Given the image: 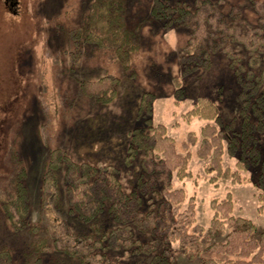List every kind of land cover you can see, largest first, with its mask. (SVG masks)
<instances>
[{"label":"trees","instance_id":"16d2710c","mask_svg":"<svg viewBox=\"0 0 264 264\" xmlns=\"http://www.w3.org/2000/svg\"><path fill=\"white\" fill-rule=\"evenodd\" d=\"M123 2L93 0L85 17L74 10L81 20L69 24L66 31L73 45L70 55L74 61L79 59L84 44L100 47L110 43L117 45L112 58L124 69L130 67L137 47L131 44V28L121 17ZM249 2L256 22L246 30L239 24L242 11L236 5L227 12L217 8L212 0H193L191 5L152 0L150 6V12L166 29L175 23L188 30L180 56L184 74L200 66L209 67L215 52L221 51L229 59L240 86L239 95L245 98L240 120L226 121L214 102L199 97L185 116L198 117L206 123L199 135L188 132L181 140V153L166 126L152 123L155 96L145 91L132 108L133 116L141 117L143 124L130 129L127 139L110 136L93 140L92 134L87 142L76 145L75 152L80 157L77 162L60 147L48 150L39 187L40 209L62 208L59 172L63 169L67 212L88 225L89 230L74 231L61 220L47 237L31 244L21 261L14 259L9 248H0V264H44L42 255L51 251L49 242L78 264H122L111 259L110 251L149 255L147 264H172L168 246L173 242L189 260H199L192 264H264V231L257 239L253 237L256 225L232 214L230 194L212 201L214 215L204 229L195 222L193 199L181 210L185 191L172 183L173 177L183 180L191 176L187 167L191 158L189 148L196 145V156L208 160L204 171L215 173L212 180L221 177L240 183L244 177L239 171L251 172L254 178L250 181L258 189L259 208H264V0ZM232 42L246 50L245 64ZM119 84L117 77L103 75L80 81L79 87L86 96L107 104L115 99ZM173 84L174 96L182 98L183 89L177 77H173ZM7 150L11 169L5 183H0V208L14 231L26 229L36 235L38 226L28 221L27 173L16 151L15 137ZM98 153L101 157H93ZM225 153L236 159L235 170L222 166ZM115 157L133 167L128 187L119 177L121 168L113 162ZM137 159L139 168L134 165ZM107 222L112 223L110 227ZM135 229L149 232L151 238L143 241L135 237ZM219 236L223 240H212ZM205 252L208 257L203 256Z\"/></svg>","mask_w":264,"mask_h":264},{"label":"rangeland","instance_id":"374dc122","mask_svg":"<svg viewBox=\"0 0 264 264\" xmlns=\"http://www.w3.org/2000/svg\"><path fill=\"white\" fill-rule=\"evenodd\" d=\"M92 1L0 0V183L4 184L10 173L7 149L10 140L15 137L16 151L27 173L28 221L39 228L36 235L26 229L14 231L0 208V248H9L15 260L21 261L31 244L38 238L47 237L61 220L66 221L74 231L89 230L88 225L67 212L63 169L59 172L62 208L40 209L39 187L49 149L60 147L77 162L80 157L75 152L76 145L87 142L92 134L95 135L93 140L110 136L127 139L130 129L143 124L141 117L133 116L132 108L138 105L145 91H151L155 96L152 123L166 126L167 134L175 140L181 153H184L181 140L188 132L199 135L200 128L206 123L201 118L188 119L185 116L199 97L214 102L226 121H239L241 118L245 98L239 95L240 86L229 66V59L218 51L212 54L209 67L200 66L184 74L180 56L188 30L175 23L166 29L150 12L152 0L123 2L121 17L131 28V44L137 47L128 69L112 58L117 45L110 43L100 47L92 43L84 44L79 59L74 61L70 55L73 45L66 31L69 24L81 20L74 10L85 17ZM168 1L173 5L177 2L191 5L193 2ZM212 1L224 12L232 5L240 7L242 13L238 21L243 30L255 25L256 15L249 0ZM232 46L235 52L241 54L245 64L248 57L246 50L236 42H232ZM103 75L120 79L115 99L107 104L86 96L79 87L80 81L95 80ZM173 77L179 79L183 89L180 99L174 96ZM196 148V145L189 148L191 158L187 167L191 176L183 180L172 179L174 187L185 191L181 210L193 199L195 222L207 229L214 215L212 201L230 194L232 214L250 219L256 225L253 237L257 239L264 231V208H259L258 189L250 181L253 177L251 172L239 171L244 177L240 183L221 177L212 180L215 173L204 171L208 160L198 158ZM93 157L99 158L101 153ZM235 160L225 153L222 166L235 170ZM113 162L121 168L119 177L128 187L133 167L116 157ZM138 162L139 159L134 162L137 168ZM101 217L105 219V216ZM111 224L107 222L108 227ZM134 235L143 241L151 238L149 232L137 229ZM212 240H223V236ZM49 244L51 251L42 255L44 264H78L75 258L66 256ZM168 247L172 264L199 262L198 259L189 260L177 242L170 243ZM109 256L122 264H147L150 258L149 255L114 251H110ZM203 256L208 257L209 254L205 252Z\"/></svg>","mask_w":264,"mask_h":264}]
</instances>
